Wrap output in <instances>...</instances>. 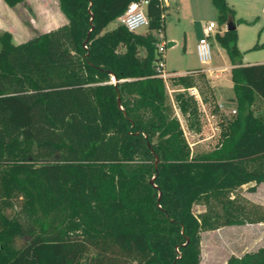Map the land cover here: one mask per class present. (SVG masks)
<instances>
[{
  "label": "trees",
  "instance_id": "obj_1",
  "mask_svg": "<svg viewBox=\"0 0 264 264\" xmlns=\"http://www.w3.org/2000/svg\"><path fill=\"white\" fill-rule=\"evenodd\" d=\"M57 1L65 25L20 44L0 34V264H200L202 232L264 229V211L232 196L264 184V108L254 110L264 64L242 65L236 29L214 35L232 66L235 115L211 151L192 154L155 70L163 2L148 1L137 33L118 19L140 0ZM212 3L219 27L233 20L226 0ZM198 72L172 78L196 132L186 90ZM196 204L205 212L194 215ZM225 264H264V246Z\"/></svg>",
  "mask_w": 264,
  "mask_h": 264
},
{
  "label": "rangeland",
  "instance_id": "obj_2",
  "mask_svg": "<svg viewBox=\"0 0 264 264\" xmlns=\"http://www.w3.org/2000/svg\"><path fill=\"white\" fill-rule=\"evenodd\" d=\"M56 2L57 0H25L24 4H18L13 10L7 6L5 10L0 8V34L10 30L11 27L14 33L12 39L14 44L23 43L40 34L42 31L40 24L30 26L29 23H34L37 19L47 20L48 15L43 12L41 5H48L58 10L55 19L52 18L50 22L47 20L52 28L57 23L66 22L65 16L55 6ZM226 2L234 13L236 46L240 53V62L242 64L264 63V0H226ZM166 5L168 8L163 13L164 31L157 34L161 44H164L163 68L166 72L179 76H185L191 71H200L198 74L191 75L195 82L193 88L196 89L201 101L197 102L199 132L188 130L184 119L175 108L173 94L184 91L180 86L174 85L172 78L176 76L167 81L165 86L167 95L191 153L208 152L219 141L221 124L233 119L235 114L232 111L236 110L235 104L231 101L232 82L228 74L232 66L225 50L211 36L209 38L210 63L201 65L196 56V45L203 36V26L209 22L218 26L217 11L212 0H167ZM33 9L37 17L33 14ZM115 25L116 22H113L107 29L111 30ZM218 28L222 33L223 29L219 26ZM144 31L145 28H140L137 33ZM206 68L212 71L207 72ZM186 93L190 95L187 90ZM263 108V105L260 106L258 103L254 110L261 111ZM202 109L205 113L212 115L213 119L207 120ZM249 186H242L232 196L246 210L258 207L264 211V184L258 185L254 192H249ZM205 210V206L201 204L192 207L194 215H199ZM23 244V240L17 239L15 246L20 247ZM263 246L264 229L261 224H245L204 231L200 234V264H225L231 256L240 257L244 253L254 252Z\"/></svg>",
  "mask_w": 264,
  "mask_h": 264
},
{
  "label": "built area",
  "instance_id": "obj_3",
  "mask_svg": "<svg viewBox=\"0 0 264 264\" xmlns=\"http://www.w3.org/2000/svg\"><path fill=\"white\" fill-rule=\"evenodd\" d=\"M149 0H140L139 2H131L126 7L124 13L119 17L118 22L123 25L129 32H137L140 28H147L148 27V18L146 16V6L148 4ZM163 2L164 0H159ZM224 30V28H222ZM203 36L198 40V43L196 45V56L198 59V62L201 65H207L211 61V48L209 44V38L211 36L214 37L216 33H220L218 26L213 23L209 22L205 26H203ZM158 53L160 54V57L156 60V73L157 77L160 78L165 86L167 84V81L170 80L174 75L166 72L163 68V61H162V54L164 52V44H160L158 46ZM205 71L210 72L211 69L206 68ZM110 83H116V81L111 78ZM189 91L190 96H192L196 102H201L199 95L195 88H189L187 89ZM203 107V106H202ZM203 110V109H202ZM204 116L207 118L213 119L212 115H209L205 113L203 110ZM233 114H235V110L232 111Z\"/></svg>",
  "mask_w": 264,
  "mask_h": 264
},
{
  "label": "crops",
  "instance_id": "obj_4",
  "mask_svg": "<svg viewBox=\"0 0 264 264\" xmlns=\"http://www.w3.org/2000/svg\"><path fill=\"white\" fill-rule=\"evenodd\" d=\"M5 3L2 1V0H0V8H2V9H4V8H6L5 6H7L6 4L4 5ZM164 4L166 5L167 4V0H164ZM55 6H57L58 7V1L56 2V4H55ZM167 6V5H166ZM41 7H42V10H43V12H45L48 16H47V20H48V22H50L51 21V19L52 18H56V15H58V10L57 9H55L54 7H50V6H48V5H41ZM7 8H8V6H7ZM59 8V7H58ZM168 8V7H167ZM10 9H12L13 10V8H10ZM5 10V9H4ZM36 10V9H35ZM37 12V11H36ZM35 13V11H34V9H33V14ZM35 15V14H34ZM36 17H37V15H35ZM47 20L45 21H39L38 19L35 21L34 20V23H29L30 24V26H33V25H36V24H40V28L42 29V31H41V33H44V32H48V31H50V30H53V29H56L57 27H59V26H62V25H65L66 23H67V21L66 22H63V19L61 20L63 23L62 24H58L57 22V24H56V26L55 27H53L52 28V25H50L49 23H47ZM8 25V24H7ZM221 28H223V27H221ZM224 28H225V25H224ZM5 32H9L10 34H11V36H12V39H13V36H14V33H13V30H12V28L10 27V30H7V31H5ZM163 38H165V36H163ZM262 64H264V63H262ZM242 65H251V64H242ZM212 71V70H211ZM170 74H173L174 76H179V75H177V74H174V73H170ZM228 74H230V71H228ZM233 97V96H232ZM231 97V98H232Z\"/></svg>",
  "mask_w": 264,
  "mask_h": 264
},
{
  "label": "water",
  "instance_id": "obj_5",
  "mask_svg": "<svg viewBox=\"0 0 264 264\" xmlns=\"http://www.w3.org/2000/svg\"><path fill=\"white\" fill-rule=\"evenodd\" d=\"M236 29V23L229 18L226 23H225V30L230 31V30H235ZM87 42V39L84 41V44ZM114 79V78H113ZM115 80V79H114Z\"/></svg>",
  "mask_w": 264,
  "mask_h": 264
}]
</instances>
